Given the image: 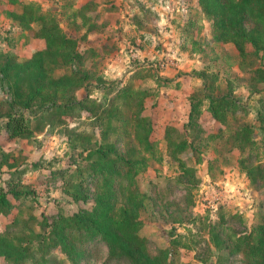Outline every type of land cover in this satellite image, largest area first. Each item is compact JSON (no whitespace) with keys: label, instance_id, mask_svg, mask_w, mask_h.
Instances as JSON below:
<instances>
[{"label":"rangeland","instance_id":"rangeland-1","mask_svg":"<svg viewBox=\"0 0 264 264\" xmlns=\"http://www.w3.org/2000/svg\"><path fill=\"white\" fill-rule=\"evenodd\" d=\"M31 4L50 12L67 35L78 40L84 59L55 73H89L88 92L81 89L77 97L90 95L100 104L96 116L110 109L116 93L125 86L150 97L146 114L154 122L156 152L146 154L148 169L138 177V186L145 195L141 236L148 240L151 252L168 249L171 264H243L241 256L230 257L227 250L214 246L212 231L245 233L264 215V183H253L242 162L250 159L253 167H264V139L258 122L264 83L257 78L256 66L248 61L241 69L235 45L215 41L213 22L199 9L197 0H0V59L12 54L24 62L45 49V41L34 34L38 27L17 20L24 6ZM89 25L90 38L85 33ZM193 92L199 98L232 94L240 107L223 137L208 138L221 128L208 114L201 123L207 134L196 141L188 135L195 146L180 155L188 167L185 175L170 157L163 137L167 125L184 132ZM0 100H9L2 85ZM65 120L78 132L101 131L86 112ZM67 125L38 130L34 123L35 132L27 139L0 134L5 153L0 155V186L8 190L15 183L30 193L21 201L10 196L13 208L8 215H0L1 233L15 220L40 233L32 215L42 219L45 213L51 219L57 213L71 215L81 207H91L75 203L65 193L64 181L70 178L67 170L86 165L81 151L72 147ZM243 125L254 128L255 145L241 151L231 137ZM118 147L124 152L123 142ZM192 172L195 178L188 176ZM53 255L52 264H69L60 252ZM0 264L10 263L0 257ZM82 264L130 263L110 259L108 247L93 241L87 245Z\"/></svg>","mask_w":264,"mask_h":264},{"label":"trees","instance_id":"trees-1","mask_svg":"<svg viewBox=\"0 0 264 264\" xmlns=\"http://www.w3.org/2000/svg\"><path fill=\"white\" fill-rule=\"evenodd\" d=\"M197 4L213 22L215 41L234 44L241 58V69L251 61L259 82L264 83V0H197ZM17 20L22 25L37 26L35 37L44 40L46 47L24 62L12 54L0 59V85L7 88L9 96L8 101L0 100V134L7 133L9 139H27L35 132L34 123L38 130L47 125L66 126L65 118L80 117L84 112L93 116L101 131L86 133L65 127L72 147L81 151L86 162L74 171L67 170L70 178L64 181L65 193L75 203L91 207H81L71 215L57 213L51 219L45 213L42 219L32 215L30 219L37 222L40 233L15 220L6 233L0 232V257L10 264H52L53 252L58 251L69 264H82L87 245L99 241L108 247L112 260L171 264L168 249L155 254L148 240L141 236L145 195L138 186V177L148 169L146 154L152 156L156 152L154 122L146 114L149 95L125 86L116 93L110 109L96 116L100 104L90 95L84 99L77 97L81 89L88 92L89 73L82 70L59 76L55 73L84 59L78 50V40L69 37L50 12L33 4L25 5ZM239 107L232 94L222 97L203 94L202 98L197 92L190 95L184 132L167 125L163 137L170 157L185 175L188 167L180 155L207 134L201 125L205 114L221 125L218 133L207 135L215 139L224 136L231 116ZM258 122L264 139V107L258 113ZM254 132L251 125H243L231 137L233 146L241 151L248 146L252 148ZM190 133L193 142L189 141ZM119 142L124 143V152L120 151ZM0 155H5L1 141ZM248 161H242L247 177L253 183H264V167H253ZM188 176L195 178V173ZM28 194L15 183H10L8 190L0 186V215L11 212L10 196L21 201ZM224 232L217 228L212 231L215 247L227 250L230 257L241 256L243 264H264V215L259 224L245 233Z\"/></svg>","mask_w":264,"mask_h":264},{"label":"crops","instance_id":"crops-1","mask_svg":"<svg viewBox=\"0 0 264 264\" xmlns=\"http://www.w3.org/2000/svg\"><path fill=\"white\" fill-rule=\"evenodd\" d=\"M86 2H87V1H86ZM91 25H92V24H91ZM91 25L88 26V29H90V26H91ZM88 29L85 31V33L88 31ZM92 33H93V30H90V32H89V34H88V37H89V38H90V35H92Z\"/></svg>","mask_w":264,"mask_h":264}]
</instances>
